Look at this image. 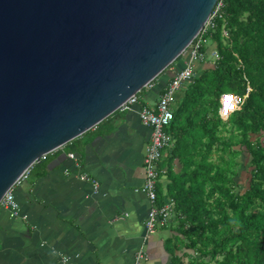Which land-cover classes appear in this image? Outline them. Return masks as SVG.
Returning a JSON list of instances; mask_svg holds the SVG:
<instances>
[{
	"label": "water",
	"instance_id": "95a60500",
	"mask_svg": "<svg viewBox=\"0 0 264 264\" xmlns=\"http://www.w3.org/2000/svg\"><path fill=\"white\" fill-rule=\"evenodd\" d=\"M218 2L0 0V205L36 164L160 77Z\"/></svg>",
	"mask_w": 264,
	"mask_h": 264
},
{
	"label": "trees",
	"instance_id": "16d2710c",
	"mask_svg": "<svg viewBox=\"0 0 264 264\" xmlns=\"http://www.w3.org/2000/svg\"><path fill=\"white\" fill-rule=\"evenodd\" d=\"M222 2L215 27L205 33L211 47L203 49L208 53L215 43L220 59L179 93L167 129L173 144L165 150L160 178L170 181L167 196L176 203L182 244L194 252L189 264H264V145L251 140L264 134V0ZM232 103L237 106L226 113ZM122 112L127 111H117L94 130L112 124L108 133L113 132ZM243 147L252 177L240 193L235 177Z\"/></svg>",
	"mask_w": 264,
	"mask_h": 264
},
{
	"label": "crops",
	"instance_id": "0c3cea01",
	"mask_svg": "<svg viewBox=\"0 0 264 264\" xmlns=\"http://www.w3.org/2000/svg\"><path fill=\"white\" fill-rule=\"evenodd\" d=\"M206 66L196 64V76ZM174 74L169 70L145 88L152 104L139 95L141 107H155ZM139 110L117 115L113 132L112 124L93 129L52 153L58 156L34 166L14 187L18 215L0 206V264H135L139 252L147 257L142 264L191 262L194 252L183 246L176 216L154 234L146 229L151 203L143 189L144 158L151 130ZM63 153L67 159L49 170ZM169 183L166 176L159 179V205L169 200Z\"/></svg>",
	"mask_w": 264,
	"mask_h": 264
},
{
	"label": "built area",
	"instance_id": "2783aa9c",
	"mask_svg": "<svg viewBox=\"0 0 264 264\" xmlns=\"http://www.w3.org/2000/svg\"><path fill=\"white\" fill-rule=\"evenodd\" d=\"M222 1L219 0L213 15L202 33L180 56L182 57L181 61L175 65L174 63L171 65L170 70L175 73L174 77L161 95L156 106L141 107L139 96L136 95L131 97L120 109L122 111H129L135 106H140V110L138 111L139 119L143 126L151 130V141L144 158L145 184L143 188L151 203V209L145 223L149 234H154L160 224L170 223L177 214L176 203L172 199L167 200L162 205L158 204L157 185L160 179L159 164L163 159L165 150L173 144V140L167 133V129L175 118L174 106L179 93L186 84L191 83L197 77L196 64L205 63L213 65L220 59L219 52L216 49H212L208 53H205L203 49L207 48L209 44L205 33H207L209 27H215L214 20L218 17L220 9L223 7ZM179 64L181 67H179ZM236 106V103H232V105L227 104L225 112H232ZM70 157L73 160L76 159L74 155ZM82 180H88V177L85 175L82 177ZM13 189L7 192L0 206L8 209L12 217H16L19 212V206L16 203ZM146 259V255L143 252H139L136 256L135 264H142Z\"/></svg>",
	"mask_w": 264,
	"mask_h": 264
},
{
	"label": "rangeland",
	"instance_id": "374dc122",
	"mask_svg": "<svg viewBox=\"0 0 264 264\" xmlns=\"http://www.w3.org/2000/svg\"><path fill=\"white\" fill-rule=\"evenodd\" d=\"M210 47H211V44H208L207 49H209ZM212 47H214V49L217 50L215 43H212ZM139 94L141 97L144 96L145 101L152 104V101L145 97V92L144 93L141 92ZM225 135L229 137V134H225ZM251 140L253 142L259 141L260 143L264 145V134L251 135ZM235 149L239 150L241 149V147L237 146ZM163 159H164L163 161H165L166 158L164 157ZM237 163H239V166H238L239 174L235 177V183L237 185L235 188V191L240 192V193H245L250 187V182H251V177H252L251 157L249 153L245 150V148H244V152L237 158ZM175 169H177L178 171L179 165H176Z\"/></svg>",
	"mask_w": 264,
	"mask_h": 264
}]
</instances>
